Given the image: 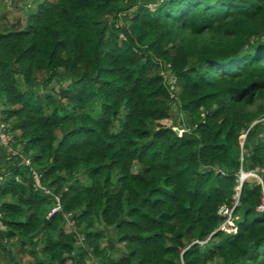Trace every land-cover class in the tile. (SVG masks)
I'll use <instances>...</instances> for the list:
<instances>
[{"label":"trees","instance_id":"obj_1","mask_svg":"<svg viewBox=\"0 0 264 264\" xmlns=\"http://www.w3.org/2000/svg\"><path fill=\"white\" fill-rule=\"evenodd\" d=\"M0 102L43 186L0 146L9 264H264L254 180L214 229L238 166L264 165V0H36L0 15Z\"/></svg>","mask_w":264,"mask_h":264},{"label":"built area","instance_id":"obj_2","mask_svg":"<svg viewBox=\"0 0 264 264\" xmlns=\"http://www.w3.org/2000/svg\"><path fill=\"white\" fill-rule=\"evenodd\" d=\"M2 113L0 110V145L4 148L7 155L13 156V158H17V160L24 165H28V169L31 172L33 184L37 187L43 188L38 179V173L29 165V158L21 154L20 148H15L13 146V137L12 133L8 128L6 122L2 119ZM264 118V115L261 117ZM175 132L179 131L177 128H173ZM177 130V131H176ZM182 130V128H181ZM180 133V132H178ZM177 133V134H178ZM5 174L0 173V181L3 180ZM264 165L262 166H254L251 168H242L241 165L238 166L236 170L235 184L233 185V190L231 193L230 200L227 202H221L217 208L216 213L221 216V220L215 226L214 229H219L227 233H233L237 229V225L235 222L236 214L234 212L235 206L238 205V193L241 182L245 179L254 180L259 184V200L255 205V209L258 211L264 212ZM45 191L49 192L44 188ZM54 196V202L51 204L49 209L46 212V216L61 209V205L58 201L57 196ZM63 217L68 225L72 226V219L69 216V213L62 212ZM197 242H201L203 240L195 239Z\"/></svg>","mask_w":264,"mask_h":264},{"label":"rangeland","instance_id":"obj_3","mask_svg":"<svg viewBox=\"0 0 264 264\" xmlns=\"http://www.w3.org/2000/svg\"><path fill=\"white\" fill-rule=\"evenodd\" d=\"M142 2H144V4L149 8L152 9V7L154 6L155 0H140ZM16 2V1H15ZM14 0H0V15L4 16L7 20H9L10 22H15L17 20H24V13L26 14L27 12H30L32 10H34L35 5H31L35 2H33L32 0H20L19 4L16 2L15 3ZM118 22V21H117ZM59 81L63 82V79L56 78L54 77L50 83L48 84L47 87L49 86H53L55 89L59 88ZM3 107V104L0 102V109ZM176 111H173V113ZM2 113V111H1ZM2 117H3V113H2ZM165 122H168L167 119H163ZM162 120V121H163ZM172 128H177L179 131L178 132H182V130L185 128L183 125L179 124L178 122H172L171 124ZM182 128V130H181ZM178 133V134H180ZM244 133H239L238 138L239 141L241 142V138L243 137ZM15 148H18V142L17 144L14 143L13 145ZM5 151V150H4ZM6 153V152H5ZM7 154V153H6ZM9 157H13L11 155H8ZM5 166L0 167V171H2V169H4ZM137 168V164H133L132 169L135 170ZM105 231H106V237H104L103 239L100 240V244H105L106 243V239L107 241L111 242V248H113L115 246V248L110 252L113 256H117L122 248H121V243L116 242L113 238V233H112V229L110 228V226L108 227H104ZM0 256H2L1 251H0ZM28 256L27 254H23L21 255V260L23 261L24 259H26ZM93 258L92 254L87 253L85 256V263L90 264L92 261L91 259ZM97 262V261H96ZM98 263V262H97ZM65 264H69L68 260H66ZM207 264H219V260L213 259L212 261L208 262Z\"/></svg>","mask_w":264,"mask_h":264},{"label":"crops","instance_id":"obj_4","mask_svg":"<svg viewBox=\"0 0 264 264\" xmlns=\"http://www.w3.org/2000/svg\"><path fill=\"white\" fill-rule=\"evenodd\" d=\"M17 2L18 4H19V2H20V0H14V2ZM33 2H35V3H33V4H31V5H35L36 4V0H32ZM15 2V3H16ZM2 16V15H1ZM24 16H25V13H24ZM2 17H4V16H2ZM24 18V17H23ZM20 21H23V19L22 20H20ZM12 133V132H11ZM12 137H13V134H12ZM242 140H241V142L243 141V137L241 138ZM13 143V142H12ZM1 146V145H0ZM2 151V150H1ZM1 151H0V153H1ZM24 156H26V157H28L27 155H24ZM29 158V157H28ZM11 161H10V159H9V161H0V167H3V166H6L8 163H10ZM258 211V210H257ZM261 212V211H260ZM63 216V215H62ZM236 218H238V214H236ZM63 219H64V224H65V227H70L71 225H68L67 223H66V221H65V218L63 217ZM73 225V224H72ZM72 227V226H71ZM0 228H2V225L0 224ZM199 240H201V239H199ZM204 240V239H203ZM197 242V241H196ZM199 243V242H198ZM90 254V253H89ZM91 263H93L94 262V258H92L91 259ZM0 264H9L7 261H6V259H5V257H3V256H0Z\"/></svg>","mask_w":264,"mask_h":264},{"label":"water","instance_id":"obj_5","mask_svg":"<svg viewBox=\"0 0 264 264\" xmlns=\"http://www.w3.org/2000/svg\"><path fill=\"white\" fill-rule=\"evenodd\" d=\"M109 244H110V246H111V242L109 241Z\"/></svg>","mask_w":264,"mask_h":264},{"label":"clouds","instance_id":"obj_6","mask_svg":"<svg viewBox=\"0 0 264 264\" xmlns=\"http://www.w3.org/2000/svg\"><path fill=\"white\" fill-rule=\"evenodd\" d=\"M257 210V209H256ZM236 214V213H235Z\"/></svg>","mask_w":264,"mask_h":264}]
</instances>
